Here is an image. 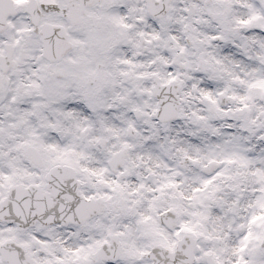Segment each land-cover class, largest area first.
Masks as SVG:
<instances>
[{
	"label": "snow or ice",
	"instance_id": "6c2138e0",
	"mask_svg": "<svg viewBox=\"0 0 264 264\" xmlns=\"http://www.w3.org/2000/svg\"><path fill=\"white\" fill-rule=\"evenodd\" d=\"M0 264H264V0H0Z\"/></svg>",
	"mask_w": 264,
	"mask_h": 264
}]
</instances>
